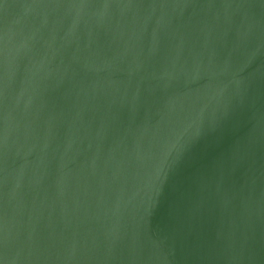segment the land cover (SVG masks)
<instances>
[{
    "label": "water",
    "instance_id": "water-1",
    "mask_svg": "<svg viewBox=\"0 0 264 264\" xmlns=\"http://www.w3.org/2000/svg\"><path fill=\"white\" fill-rule=\"evenodd\" d=\"M0 264H264V0H0Z\"/></svg>",
    "mask_w": 264,
    "mask_h": 264
}]
</instances>
